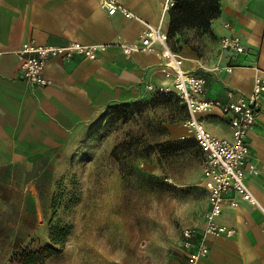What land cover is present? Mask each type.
I'll return each instance as SVG.
<instances>
[{"label": "crops", "instance_id": "0c3cea01", "mask_svg": "<svg viewBox=\"0 0 264 264\" xmlns=\"http://www.w3.org/2000/svg\"><path fill=\"white\" fill-rule=\"evenodd\" d=\"M168 1L175 0H117L132 15L127 17L119 10L108 14L100 0H0V209L7 208L17 189H26L25 180L16 187L17 175H31L40 161L77 142L107 106L135 100L148 92V83L172 85L174 71L165 65L158 44L151 51L131 54L119 47L140 46L145 23L167 32ZM219 5L210 34L198 46L180 40L174 51L183 58L184 70L206 78L205 96L224 102L227 90L249 94L255 75H264V0H220ZM225 35L239 36L245 51L222 50L219 41ZM29 40L38 45L77 41L108 47L94 60L50 58L45 67L49 84L33 88L21 77L17 54ZM227 66L233 67L231 72ZM201 118L209 133L230 138L227 116L214 111ZM180 133L175 129L176 136ZM247 141L246 181L264 207V105ZM217 222L234 233L208 237V253L196 264H264L263 215L255 206L230 191ZM203 224L202 218L195 225ZM168 264L188 263L177 248Z\"/></svg>", "mask_w": 264, "mask_h": 264}, {"label": "rangeland", "instance_id": "374dc122", "mask_svg": "<svg viewBox=\"0 0 264 264\" xmlns=\"http://www.w3.org/2000/svg\"><path fill=\"white\" fill-rule=\"evenodd\" d=\"M207 35L182 38L198 46ZM184 116L176 94L148 91L106 108L77 142L17 175L26 189L0 209V264H22L23 253L46 246L55 252L36 264H168L181 229L207 206L203 158ZM51 233L65 237L53 244Z\"/></svg>", "mask_w": 264, "mask_h": 264}, {"label": "built area", "instance_id": "2783aa9c", "mask_svg": "<svg viewBox=\"0 0 264 264\" xmlns=\"http://www.w3.org/2000/svg\"><path fill=\"white\" fill-rule=\"evenodd\" d=\"M101 8L108 14L117 10L125 16L132 17L129 11L121 7L117 0H100ZM173 5L172 1L165 4L164 10ZM158 44L164 52L165 65L174 71V80L171 86L146 84L147 91L158 90L163 93H174L178 96L186 109V118L182 124L188 136L193 138L199 147L203 158L202 181L207 192V206L203 214L204 224L186 226L181 229L180 238L172 251L177 248L182 252L188 264H196L208 253V237L231 236L234 231L217 222L223 207V200L230 191L255 206L263 215L264 207L250 191L246 181L247 160L250 153L247 135L254 129L255 118L264 105V75H255L252 91L249 94L226 91V101L210 99L206 94V78L183 69V58L170 48L168 35L160 26L144 24L140 46L120 44L125 54L133 51H151ZM222 50H231L236 53L245 51L241 38L237 35H225L220 41ZM106 44H85L77 41H68L64 45H38L33 40L24 42L17 50L20 56L21 77L33 88H43L49 84L45 75L47 61L52 57L71 59L78 56L85 59H97L107 49ZM232 66L225 70L231 72ZM218 111L227 116L231 131L230 138H221L209 133L202 115ZM183 138V136H182ZM253 170V166H248ZM233 206L237 202L232 201Z\"/></svg>", "mask_w": 264, "mask_h": 264}, {"label": "trees", "instance_id": "16d2710c", "mask_svg": "<svg viewBox=\"0 0 264 264\" xmlns=\"http://www.w3.org/2000/svg\"><path fill=\"white\" fill-rule=\"evenodd\" d=\"M219 1L220 0L173 1V5L168 9L169 24L167 30L168 42L174 40L171 45V49L177 51L178 47H176L175 44L180 40L183 41L185 44L189 43L190 40H188L187 38H182L186 32H193V34L198 38L204 36L205 34H210L211 20L217 17L220 12ZM153 92L160 95L166 94L158 90H155ZM117 105L119 104H112L107 106L106 108H111ZM183 107L185 110V119L187 113L184 105ZM64 237V233H60L59 235H56V237H54V233H51L50 238L53 244H57L58 242H61ZM54 252L55 249L51 246H46L45 248H43V250L39 252L32 250L27 251L23 253L21 262L22 264H36L37 262H42L47 256Z\"/></svg>", "mask_w": 264, "mask_h": 264}]
</instances>
